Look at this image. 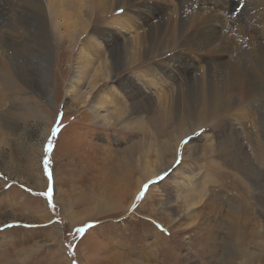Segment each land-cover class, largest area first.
<instances>
[{"label":"rangeland","instance_id":"1","mask_svg":"<svg viewBox=\"0 0 264 264\" xmlns=\"http://www.w3.org/2000/svg\"><path fill=\"white\" fill-rule=\"evenodd\" d=\"M140 1L150 6L147 10L160 11L156 17L149 15L147 23L139 18L135 22L139 32L149 29L148 38L159 29L157 23L162 22L163 31H167L174 29V19L179 13L185 20L191 18L184 6L178 11L180 0ZM204 1L211 8L214 5L218 15L223 12L218 7L226 8L218 27L229 24L233 28L221 30V39L231 48L227 55L230 59L238 35L237 26L248 30L251 24L264 28V8L255 7L253 2L257 0H209L210 4ZM114 9L106 17L102 12L97 20L101 18L103 24L118 12V6ZM255 10H260L256 15L259 22L254 19L248 22ZM131 32L134 33L133 29ZM243 38L247 42V36ZM104 42L110 50L111 43ZM47 47L34 43L27 53L15 50L7 57L18 81L33 95L35 108L49 113L50 123L6 116L9 103L0 106V264H264V127L258 131L263 143L258 152L261 168L250 157L252 166L247 157L250 145L255 143L253 122L257 119L264 122L259 110L264 109V104L261 105L263 83L253 79L254 93L242 103L243 109H237L236 117L230 120L232 125H227V119L234 115H221L197 130V138L194 139L193 132H186L177 143L173 126L161 125L152 117L158 106L168 101L157 102L164 93H158L157 86L151 87L150 77L141 71L143 65L151 68L148 62L120 66L111 80L115 89H122L124 102L130 103L133 115H146L147 132L141 134L124 130L116 121L101 124L86 103L75 104L72 95L62 90L70 72L67 68L70 61L59 58L56 51L48 56ZM204 55L211 57L206 52ZM105 56L112 55L105 53ZM112 57L115 61L119 59L116 55ZM164 57L165 67L170 64L165 72L168 76H164L170 93L171 85L176 89L178 82L185 90L189 81L194 84L193 79L213 76L206 75L210 72L205 71L204 61L191 55L189 77L178 79L171 66L181 71L182 63L180 60L168 63ZM46 58L52 64L51 90L45 87L44 79H39V70L46 66ZM128 76L139 86L138 93L129 90L130 84L122 82ZM138 105L148 109L138 111ZM54 128L58 129L55 136L52 135ZM147 133L154 135L148 144L152 150L147 152L146 164L153 165L148 169L161 171L140 179L142 174L137 167L145 164L143 149L136 145L141 140L148 142ZM168 133L174 135L173 139ZM208 143L212 145V155ZM208 157L229 177L244 183L249 194L230 186L229 179L219 172L212 173L206 165ZM239 165L244 169L237 170ZM205 172L210 173V178L201 191L202 200L191 207L185 201L187 195L181 194L180 183L187 180L188 174L196 179ZM95 180L101 184H93ZM126 183L130 191L120 193ZM70 210L78 220L69 219ZM147 254L149 261L145 260Z\"/></svg>","mask_w":264,"mask_h":264},{"label":"bare ground","instance_id":"2","mask_svg":"<svg viewBox=\"0 0 264 264\" xmlns=\"http://www.w3.org/2000/svg\"><path fill=\"white\" fill-rule=\"evenodd\" d=\"M206 1L208 2L209 0ZM208 4L210 3L208 2ZM253 4L255 7L264 8V0H257ZM117 6L118 12L115 11L111 14L109 19L103 24H101V18L97 20L99 14L101 15L104 12L103 16L106 17ZM178 6V11L184 6L191 14V18L185 20L184 15L180 13L176 16L173 15V17L175 16V25L172 27L174 29L163 31V23H157L159 29H156V33L154 35L151 34V37L148 38L149 29L141 33L135 28V22L139 18L142 22L147 23L149 21L148 18H150L149 15L156 17L157 15L155 14L160 11L159 9L147 10L150 6L145 1L0 0V106H3L6 102L9 103V108L6 109L5 115L9 117L17 116L20 120H27L29 118H33V120L41 119L44 123H50L49 113L35 108L36 103L34 102L33 95L18 81L17 74L7 59L15 50L27 53L33 49V44L36 43L42 47L48 45L45 52L46 54L48 53V56L53 51H56L59 58L63 57L66 61H70V65L67 67L70 72L66 77L65 85L63 87L61 85L62 90L66 95H72L71 98L74 99L75 104L84 105L86 103L89 111L94 114L101 124L116 121L120 127L125 128L124 130L130 129L141 134L147 132L145 124L146 115L144 117H139L137 114L134 116V110L129 105L130 103L124 102L122 89L116 88V90L111 80L113 73L120 66H135L148 62L152 65L151 68L143 65L141 71L144 73V76L150 77L151 87L157 86V92L164 93L162 97H158L160 101L157 102L168 101L167 104L165 103L166 105H159L156 113L155 111L153 112L152 117H155L160 124L173 126L177 143L186 132H191V134L193 132L195 135L194 139L197 138V130H201L200 128L204 124H208L213 118L220 117L221 115L225 116L228 113V116L234 115L227 119V125H232L230 120L236 117L237 109H243L242 103L254 93L253 79L258 78L263 83L262 90L264 89V28L261 30L262 25L253 26L251 24V27L249 26L250 30H248L247 28H241V25L237 26L238 35L235 40L233 39L234 50L231 53L230 59V56L228 58L227 55L230 53L231 48L226 40H222L223 35L221 36V30L233 28L229 24L221 25V29L220 26L218 27L221 16L226 14V8L218 7L217 9L223 11V14L218 15L215 6L213 5V8H211L210 5L205 4L204 0H180L178 1ZM260 10L251 12L248 22L253 19L258 21L256 20V15ZM245 20L247 22V19ZM132 29L134 33L131 32ZM242 35H244L243 37L247 36L245 38L247 42H245ZM106 40L111 43V46H109L110 50H108L104 42ZM37 47L38 49L40 48L39 45ZM177 48L181 51H175ZM167 51L175 52L168 53ZM205 52L211 54V57L208 56L209 58H206ZM105 53L112 56L116 55L119 59L115 61L112 56V58L105 56ZM191 55L199 57V59L206 63L205 71L210 72L206 73V75H213L212 78L193 79L194 84H192V81H189L186 83L187 87L185 90L180 88L181 86L178 82L176 89L173 88L174 85H171L172 92L170 93V86L165 81L167 75L165 72L170 67V64L167 65V68L165 67L166 63L162 62V60H165L164 56L167 57L168 63L178 62L179 60L182 63L183 67L181 71L171 66L179 79L181 76L187 77L192 71L188 68L193 63ZM46 62V66L42 65L43 67L39 70V79L40 81L44 79L45 87L51 90L52 64L51 60H47ZM214 68L217 71H214ZM61 76L63 77L62 74ZM135 76L136 78L139 77L137 73H135ZM147 78L143 79L147 80ZM122 82L130 84L128 86L129 90L132 89L135 94L138 93L139 86L129 76L122 79ZM145 98L146 101H149L147 96ZM177 103L178 105H176ZM169 104L174 107L169 108ZM262 104H264V101L263 103L261 102ZM138 108V111L148 109L141 106ZM260 109V113H262L261 117H264V109ZM253 125L254 133L252 135L254 139L252 141H255V143H253L254 145L248 143L250 149L248 150L247 157L250 161L251 157L255 166L258 165L260 167L259 157L261 155L258 152L261 150L259 146L262 143V137L258 131L264 127V122L257 119L254 120ZM46 130L44 128L43 134L47 132ZM147 135L149 136L148 142L141 140L138 146L136 145L137 148L143 149L142 160L145 164L144 166L139 165L137 167L139 173L142 174L140 179L153 177L154 172L161 171L160 168H155V171H153L154 169H148L151 163L146 164L149 162L147 160V152L152 150L148 148V144L152 141L154 133L152 135L151 133H147ZM168 136L174 135L168 133ZM171 138L173 139V137ZM210 141L213 142L212 138ZM212 145H214V142ZM212 145L208 143L210 155H212ZM196 147L195 145L193 148L196 149ZM206 161V165L211 172L213 171L212 173L219 172L221 176L229 179L230 186L238 190L241 188L243 194H249L244 183L229 177L224 170L220 169L221 166L216 165V161L212 157H208ZM253 162L251 161L252 166H254ZM152 166L149 168H152ZM240 169L243 170L244 167L239 165L237 170ZM209 174V172H205L200 178L196 179L194 178L196 176L193 177V175L188 174L185 176L187 180L184 183H180L182 188L181 194L187 195V198H190L187 199L185 197V201L191 207L195 206L196 202H201V191L206 188L205 184L208 178H210ZM94 182L93 184H97L98 181L95 180ZM99 183L101 184V181ZM99 183L97 186H99ZM128 190L129 186L126 183L120 188V193ZM206 206L210 207L209 204ZM68 215L72 222L79 218L73 210H70ZM148 256L147 254L145 260L149 261ZM130 263L127 262V264Z\"/></svg>","mask_w":264,"mask_h":264},{"label":"snow or ice","instance_id":"3","mask_svg":"<svg viewBox=\"0 0 264 264\" xmlns=\"http://www.w3.org/2000/svg\"><path fill=\"white\" fill-rule=\"evenodd\" d=\"M58 131V129L54 128L53 131H52V135L55 136L56 135V132ZM51 149V144H49V150ZM49 178L51 179V174L49 173ZM49 195H51L49 193ZM77 231H83V229H78Z\"/></svg>","mask_w":264,"mask_h":264}]
</instances>
